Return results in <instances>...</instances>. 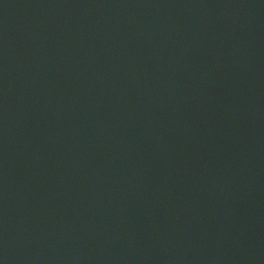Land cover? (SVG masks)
I'll use <instances>...</instances> for the list:
<instances>
[{"label": "water", "instance_id": "water-1", "mask_svg": "<svg viewBox=\"0 0 264 264\" xmlns=\"http://www.w3.org/2000/svg\"><path fill=\"white\" fill-rule=\"evenodd\" d=\"M0 264H264V0H0Z\"/></svg>", "mask_w": 264, "mask_h": 264}]
</instances>
